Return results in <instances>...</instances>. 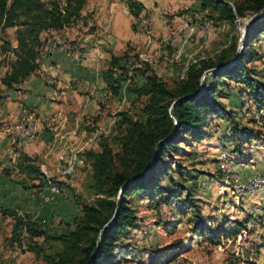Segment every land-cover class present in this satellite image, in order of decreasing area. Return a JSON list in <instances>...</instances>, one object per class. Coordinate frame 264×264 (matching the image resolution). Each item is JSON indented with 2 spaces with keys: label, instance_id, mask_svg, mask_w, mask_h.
Returning a JSON list of instances; mask_svg holds the SVG:
<instances>
[{
  "label": "rangeland",
  "instance_id": "1",
  "mask_svg": "<svg viewBox=\"0 0 264 264\" xmlns=\"http://www.w3.org/2000/svg\"><path fill=\"white\" fill-rule=\"evenodd\" d=\"M177 3L173 11L160 7L158 19L151 21L148 36L135 22L131 23V29L139 32L143 39L127 44L122 52L129 56L122 61L128 68V77L119 95L109 93L100 78L95 77L93 86L89 85L90 91L78 77L71 79L70 92L65 96L54 86L57 92L51 93L53 83L48 85L45 81L49 95L56 97L52 101L57 103L52 104L57 109L50 118L60 117L63 125L51 121L54 131L43 124L47 131L59 133L52 158L49 156L46 162L42 155L34 156L45 176V184L28 175L22 165H17L20 174L11 171L4 174L5 180L0 182L6 187L0 190V264L44 263L42 256L27 250L28 239L22 244L12 240L15 218L4 214V210L31 220L51 234H64L70 229L73 218L80 214L81 205L93 203L96 195L91 185L92 168L83 160L82 152L99 150L103 138L117 152V141L123 130L121 112L143 119L141 108L146 97H137L127 90L129 83L141 85L144 81L135 68L143 62L148 63L168 87L176 88L190 63L214 58L219 50L229 45L232 37H236L238 47L241 33L253 17H237L232 24L215 20L212 11L201 10L196 0H177ZM5 40L10 42L11 48L16 45L14 27L0 28V80L14 57L10 49L1 51ZM76 46L80 53L76 60H79L82 48L78 43ZM253 46L262 58L248 66L255 77L264 79V31ZM40 56L48 55L39 53L38 58ZM108 62L109 59L99 58L97 70L103 72ZM2 98L0 95L3 104ZM222 102L230 110L232 120L212 117L204 127L209 137L198 141L190 134L175 142V147L164 158L165 166L148 180V190L125 199L126 207L137 217L138 227L126 228L119 234L109 264H264V185L235 203L223 185L217 160L220 150L228 151L240 177L250 168L243 162L264 168V112L245 98H223ZM2 119L0 124H3ZM28 120L34 124L36 133L33 119ZM23 122L18 121V124ZM245 131L248 133H242ZM234 134L238 136L236 140ZM62 135L71 136L68 141L72 145L65 150L63 148L69 144L66 142L63 146L67 139L62 137L60 141ZM247 137L253 139L245 141ZM75 153L79 159L75 170L63 175L67 160ZM256 175L264 176V173ZM237 223L245 227L235 235L232 229ZM34 241L49 255L62 248L59 242L42 238Z\"/></svg>",
  "mask_w": 264,
  "mask_h": 264
},
{
  "label": "trees",
  "instance_id": "2",
  "mask_svg": "<svg viewBox=\"0 0 264 264\" xmlns=\"http://www.w3.org/2000/svg\"><path fill=\"white\" fill-rule=\"evenodd\" d=\"M86 1L0 0V28L4 30L14 27L16 41L12 48L7 40L1 46L2 52L10 49L14 55L1 83L11 87L34 73L38 67L39 46L43 42L41 33L64 29L81 19V10ZM196 1L201 10H211L215 20L232 24L237 17L255 16L264 12V0ZM127 6L134 18L143 9V5L136 0H127ZM263 31L264 18L248 30L238 60L228 67L224 66L237 51L236 37H232L229 45L219 50L214 58H202L190 63L176 88L168 87L148 63L143 62L139 68H135L142 74L144 81L141 85L129 83L127 90L137 97H146L141 108L143 119H135L121 112L123 130L117 141V152H114L106 138L101 139L99 150L88 149L82 152L83 160L92 168L91 185L96 195L93 203L81 205L80 214L73 218L70 229L64 234H51L31 220L5 210L4 214L15 218L12 240L22 244L25 238L28 239L27 250L42 256L43 264H109L119 234L126 228L138 227L137 217L126 207L125 199L136 192L148 190V180L162 165L165 166L164 158L175 147V142L190 134L195 135L198 141L209 137L204 127L212 117L232 120L230 110L222 102L223 98L228 100L231 97L232 86H238L236 97L253 102L259 111L264 112V79L255 77L254 71L248 66L262 58L253 44ZM128 57L127 53L111 54L108 66L101 74L105 89L114 96L120 94L123 82L128 77V68L122 63ZM216 67L220 69L206 76L204 88L200 91L203 72ZM188 94L194 96L184 97ZM175 100L172 115L177 126L169 114ZM237 137L234 134L235 140ZM24 169L28 175L45 184V176L39 165L26 164ZM182 171H179L180 174ZM120 191L118 215L101 234L97 245L100 231L114 215ZM197 213L200 214L199 211ZM243 227L244 224L237 223L232 234L240 233ZM41 238L59 242L61 250L53 255L46 254L34 241Z\"/></svg>",
  "mask_w": 264,
  "mask_h": 264
},
{
  "label": "crops",
  "instance_id": "3",
  "mask_svg": "<svg viewBox=\"0 0 264 264\" xmlns=\"http://www.w3.org/2000/svg\"><path fill=\"white\" fill-rule=\"evenodd\" d=\"M136 1L143 5L140 15H149L152 22L158 19L160 7H166L169 11H173L178 5L177 0ZM134 19L129 12L127 0H87L81 10V19L64 28L70 39L82 48V57L79 60L57 51L48 56H40L37 59L36 71L13 86L6 87L0 81V95L3 97V106L6 111L5 117L1 121L3 124H0V182L5 180L4 174L8 175L11 171L19 173L17 165H22L23 168L26 164L36 165L34 159L36 154L42 155L46 162L49 160V156H52L54 143H56L59 133H53L55 128L50 127L54 123L51 121L62 126L63 120L60 122L58 116L50 118L53 111L57 109L52 107V104L55 106L57 103L52 101L56 97L53 98L49 95L45 81L52 79V86L57 87L59 93L64 96L70 92L71 79L74 80L77 77L83 81L85 88L89 91L92 89L89 85L93 86L94 77L100 78L105 87L101 77L102 72L97 70L99 58L109 59L111 54L121 55L126 50L127 44H133L143 39L139 32L131 29V23L134 22ZM49 33L42 32L41 39L44 40ZM8 70L9 65L6 66L4 74ZM97 81L95 82L97 83ZM237 87L234 85L230 89L232 98L237 95ZM239 99L241 100V98ZM19 106H24L27 109L28 114L26 116L19 117L17 113ZM25 117L33 119V123L36 124V133L29 140L14 136L18 121H23ZM44 123H46V127L53 130L47 131ZM53 134L55 138H53ZM62 137L65 136H60V141ZM70 137H65L67 141L63 142V146L67 145L66 142L69 145L65 146L64 150L72 145L68 141ZM9 158H11L10 161ZM239 165L238 163L237 166L239 167ZM243 165L245 167L248 165L250 168L241 176L242 180H246L252 174L264 173V168H259L258 165L245 164L244 162ZM254 169H261L262 172L258 173ZM23 177L25 176L23 175ZM26 178L28 177L26 176ZM0 190H6V187L0 185ZM11 199L14 198H8L10 201Z\"/></svg>",
  "mask_w": 264,
  "mask_h": 264
},
{
  "label": "built area",
  "instance_id": "4",
  "mask_svg": "<svg viewBox=\"0 0 264 264\" xmlns=\"http://www.w3.org/2000/svg\"><path fill=\"white\" fill-rule=\"evenodd\" d=\"M111 13V12H110ZM97 16V14H96ZM152 19L149 15L143 14L135 18V23L138 28L144 30L149 35V28L152 25ZM70 39V36L67 31L64 29L51 31L46 38L43 40L39 46V53L42 55H51L54 52H61L68 56L78 59L80 53L76 49V43ZM183 76V75H182ZM128 82L130 79H127ZM48 85H51L53 81L51 79L46 80ZM50 88V87H49ZM51 93L56 94L57 91L51 86ZM4 107L0 100V119L4 117ZM19 117H24L28 114L27 109L24 106H19L17 109ZM35 134L34 124L24 118L22 124H18L14 136L19 139H31ZM219 170L222 174L223 185L227 188L230 197L235 203H239L244 200L246 197L253 195L257 190L263 187L264 185V176L261 175H252L246 178V180H241V177L238 175L234 167V159L231 154L226 150H220L217 155ZM78 157L76 153L72 155L66 162L64 169L62 170L63 175H70L75 170L76 165L78 164Z\"/></svg>",
  "mask_w": 264,
  "mask_h": 264
},
{
  "label": "water",
  "instance_id": "5",
  "mask_svg": "<svg viewBox=\"0 0 264 264\" xmlns=\"http://www.w3.org/2000/svg\"><path fill=\"white\" fill-rule=\"evenodd\" d=\"M262 18H264V12L261 13V14L255 15V16H253V17L250 18V20H249V22H248V24H247L245 30L241 33V36H240V38H239V44H238V47H237L236 54H235L234 57L231 59V61H230L229 63H227L224 67H228V66L232 65L233 63H235V62L238 60V58H239V56H240V54H241V51H242V49H243V47H244V45H245L248 30L251 28L252 25H254L257 21L261 20ZM219 69H220V68H217V67H216V68H210V69H207V70H205V71L203 72V74H202V76H201V79H200V91H202L203 88H204V85H205V78H206V76L209 75V74H211V73H213V72H215V71H217V70H219ZM191 96H194V94H188V95H186V96H184V97H191ZM178 99H180V98H178ZM178 99H177V100H178ZM177 100H175V101L172 102V104H171V106H170V109H169L170 117H171L173 123L175 124V126H177V122H176V120L174 119V117H173V115H172V110H173V107H174V105H175V103H176ZM161 141H163V140H161ZM121 193H122V192L120 191V193H119V195H118V198H117V201H116V209H115V212H114L113 217L110 219V221H109V222L103 227V229H102V230L100 231V233H99V238H98L97 245H99V243H100V236H101V234H102V233H103V232H104L109 226L112 225V223L114 222L115 218H116L117 215H118L119 207H120V201H119V200H120V197H121Z\"/></svg>",
  "mask_w": 264,
  "mask_h": 264
}]
</instances>
